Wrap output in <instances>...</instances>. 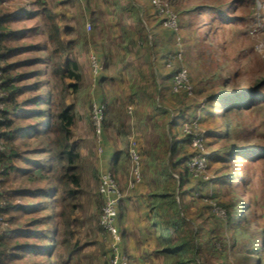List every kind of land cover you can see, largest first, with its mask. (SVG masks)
<instances>
[{
	"label": "trees",
	"instance_id": "trees-1",
	"mask_svg": "<svg viewBox=\"0 0 264 264\" xmlns=\"http://www.w3.org/2000/svg\"><path fill=\"white\" fill-rule=\"evenodd\" d=\"M16 1L19 0H0V72L5 79L4 88L10 93L7 98L9 107L7 111L3 112L6 119L0 123L2 135L6 143L5 149L0 151V162L8 170L0 183V198L6 199V205L1 212L7 217V222H11L14 218L8 217V214L13 212V209L20 210L21 214L29 211L31 216L24 214V222L22 221V225L15 228L22 239L15 247L8 248L4 245L7 240V232H10L11 229H8V227L3 228L6 220L0 225V264H53V251L57 245L63 247V252L59 255L60 262L58 261V263L73 264L71 256L76 250L78 242L73 243L72 238L75 235L76 228L82 223V219H79L76 215V210L86 207V200L90 196L89 191L93 190L92 185L94 184L92 180L94 179V183L96 184L100 168L98 164H89L88 156L82 152L80 145L73 142V126L76 120L74 105L68 104L66 96H62L59 99L55 98V91L51 85L53 79L58 78L60 80H72L66 81V90L76 92L81 87V83L86 75L82 65L73 57V49L75 44L77 48L78 42H86L84 45L88 44V37L83 32L85 23L82 20L77 27L67 25L65 31H62L58 22L68 18L67 15L61 16L58 12L36 10L28 1L18 9L13 10L9 6V2L13 3ZM40 1L37 0L36 2ZM150 1L148 0L154 8L155 14H159L154 3ZM225 1L228 0H223V4H226ZM120 2H115V17H120L119 11H129L130 7L128 6L133 4L130 11V19L136 22H143L142 13L143 10L147 9L145 3L144 5L137 4L133 3V0ZM228 6L230 7L229 3L220 9L222 15L226 14ZM20 15H24L23 19L26 18L25 15L28 17H42L41 24L44 27L40 24L29 26L27 22L20 20L22 18V16L19 17ZM88 21L91 22V27H93L92 34L97 36L99 34L100 23L95 15L94 17L89 16ZM158 25L157 28L160 27L167 31H172V35L175 32L172 29L166 28L163 22H158ZM124 27H127L126 24H124ZM63 32L73 35V37L65 40L62 36ZM232 32L237 33L236 30H232ZM154 43L160 45L161 41L159 43L154 40ZM131 44L134 47L133 39H131ZM124 46L127 48L124 51L125 54L131 51L130 45ZM101 47L104 50L99 49L98 51L95 48L100 62L99 73L104 71L106 64H110L104 60L105 58L102 59L107 53V49L104 45ZM31 52H34L33 56L19 58L21 55H30ZM136 54H140L138 50H136ZM64 55L65 59L61 61L55 60V58L62 59ZM147 60L149 63L150 59ZM182 66L183 63L181 65V61H179L178 69L173 70L171 74L166 73L161 75L162 79L169 77V80H167L171 89L173 77ZM51 67L52 70L50 69ZM134 69L135 66L129 63L127 72L133 84L131 99L141 105V102H144L149 97L150 108L146 109L147 111L141 116H153L156 126L155 132H158L160 135L156 148L146 154V160H148L149 154L152 156L147 163L148 168L145 169L146 171H144L143 149L140 145L141 143L139 144L138 148L143 161L142 179L134 187V189L137 188L146 179L149 182L148 173L154 175L156 185L150 191L148 202L145 206L146 210L150 213L149 228L151 232L149 246L152 255L161 258V264H204L202 254L205 248L209 249L206 245H209L211 241L204 240L203 238V223L199 224L194 217H190L187 214L185 209V198L189 189H191L189 185L192 181L200 184L198 187L204 186L207 182L203 175L196 176L190 170L188 164L183 165L185 159L181 155L185 152L184 146L191 143L192 135H185L183 128H179L177 133L175 130L173 131L176 119L173 123L169 124V132L166 129V122L165 125H157L160 118L165 113L168 115L170 111L166 106L158 105L156 96H149L145 86H135L136 74ZM49 75L52 79L48 77ZM100 77V95H97V98L99 103L106 105L102 133L104 168L111 169L119 183L121 180L118 174L120 172L124 173V183L126 184L129 170V165L127 164L129 156L126 147L128 140L126 141L125 139V142H121L119 141V136L122 135L126 138L127 133L123 128L117 129L116 125L112 122V118L108 119L110 105L107 103L106 89L103 87L105 76L102 75ZM213 79H215V76ZM215 84L217 87L220 86L219 90L213 88ZM39 89H42V91L36 93ZM200 92L207 94L208 102H218L220 107L229 106L225 111L228 115L225 123L227 124L226 132L229 131L227 135L229 142V138L232 135V122L238 116V113L243 112L245 108L252 107L255 103L264 101V77L259 78L252 85L232 90L229 89L228 85L221 78L219 79V83L215 80L211 87L203 85ZM177 94L183 95L182 97H188V101H191L194 97L188 95L186 91H180ZM202 106H200V103H197L195 107L194 105H188V107H193L191 114H188L185 107H182L176 114L177 118H182V123L188 121V118L189 121H192L203 107L209 106V103ZM15 118H19L21 121L15 122ZM108 126L117 129V134L113 133V137H116L113 141L118 145L116 149H114L113 143L110 142L106 135ZM26 135H30L31 139L26 138L22 143L17 142ZM249 135L250 133L245 135L237 133V137H240V139L234 143H228L221 150L227 152L229 167L232 165L230 159L234 150H237L239 156H246L249 162L255 160L254 157L260 158L264 156V146L248 147L247 143L251 140V135ZM171 138L172 141L170 140ZM165 144H169L167 151L170 154L169 158L161 160L158 157V154L161 152L157 151V148ZM164 151L165 154L166 148ZM254 152L258 153L254 154ZM21 158L32 164H22ZM217 160H220V157ZM20 171L24 173L23 176L29 184L26 187H13V181ZM174 173L176 174L174 175ZM217 176L216 174L213 177L212 182L219 180V184H222L224 180L232 179L234 173L232 170L229 173L224 172V180L222 176L221 179ZM214 178L217 179L214 180ZM172 179L174 183H170ZM178 183L180 186V200L177 199L175 194V188ZM120 184L122 186V183ZM124 187L122 186L125 191ZM14 192L19 193L17 198H13ZM125 192V197L121 199L118 205L116 221L119 231L123 236V248L129 255L132 264H135L132 256L126 249L127 233L125 227L121 225V222L124 220V201H132L131 199L133 198V194L128 195L129 193ZM96 195L94 196L96 200L94 202L97 206V212L90 222L92 220L95 221L97 215L99 221L91 225L90 229L92 233L87 234L84 241L85 243L95 244L96 248L101 252L99 258L103 264H108L107 257L110 254V249L108 241L104 237V229L100 224L103 201ZM250 206L248 204L247 208H245L243 218L236 219L238 230L244 234L248 233L246 225L253 220V212ZM235 217L234 214H231L229 217L230 222H233ZM238 230L236 231L238 232ZM236 231L231 235L218 237V239L225 241L224 248L234 251L233 246L235 245L236 250L240 252L244 243H242L243 238L241 239L242 241L237 238ZM258 238L255 237L250 240L246 248L247 256H250V260H254V257L257 258L255 262H251L250 264H264V257L258 255L260 249ZM81 240L83 241V239ZM50 247L51 250L48 251L47 249ZM263 247L264 245H262ZM35 257H39L40 259L37 260ZM13 259H20V261L14 262ZM92 260L93 258L90 260L91 264H93Z\"/></svg>",
	"mask_w": 264,
	"mask_h": 264
},
{
	"label": "rangeland",
	"instance_id": "rangeland-1",
	"mask_svg": "<svg viewBox=\"0 0 264 264\" xmlns=\"http://www.w3.org/2000/svg\"><path fill=\"white\" fill-rule=\"evenodd\" d=\"M116 1L124 0H66L60 9V15L67 14L68 17L64 21L61 19L62 22L71 23L73 27H77L83 20L85 23L83 32L88 37V44L84 45L86 42H78L77 48L75 44L73 49V57L82 65L86 75L79 90L76 92L66 90L65 83L72 81L71 79L54 78L51 85L55 91V98L66 96L68 104L74 105L76 120L73 126V142L80 145L82 152L88 156L89 164L100 165L101 156L93 125L92 110L94 102H99L97 98V95H100L99 77L103 75L105 76L103 87L106 89L107 103L110 105L108 119L112 118L117 129L123 128L126 131V138L120 135L119 141L125 142V139L127 141L131 137L139 140L144 155V171H146L147 163L152 158L149 154L148 160H146V154L156 148L160 135L155 132L154 117L141 116L150 108L149 97L141 102V105L131 99L133 84L127 71L129 63L134 65L135 86H145L148 95L156 96L157 104L166 106L170 111L168 115L165 113L160 118L157 125H165L166 122V129L169 132V124L176 119L173 129L176 133L179 128H183L186 135V128L191 126L186 124L194 123L204 134L201 150L191 139V143L184 146L185 152L181 155L185 159L183 165L189 163L191 168L196 166L197 174L202 173L207 181L201 187H198L200 184H197L196 181H192L193 184L189 185L191 189L185 198L187 214L194 217L199 224L203 223V238L211 241L209 245H206L209 249L205 248L202 254L204 264H250L255 262L257 258L254 257V260H250L246 248L250 240L259 237L258 255L264 257V247L262 248L264 245V156L254 157L255 160L249 162L246 156H239L237 150H234L230 159L232 165L229 167L227 152L221 150L228 143H234L240 139L237 137V133L241 135L250 133L251 140L247 143L248 147L264 146V101L255 103L252 107L245 108L243 112L238 113L232 122V135L228 142L229 131L226 132L227 124L225 123L228 115L225 111L229 106L220 107L218 102H208L207 94L200 92V89L203 85L211 87L215 80L219 83L221 78L232 90L252 85L259 78L264 77V0L225 1L226 4H230L225 15L220 12V9L226 6L223 4V0H160L177 16V28L173 30L175 31L173 35L170 30L167 31L163 28H160L161 31L156 30L159 26L158 22L164 24V16L156 15L148 0H133V3L142 5L145 3V7H147L142 13L144 18L142 23L130 19L133 4L128 6L130 7L129 11H119L120 17H115ZM94 15L100 23L97 36L92 34L93 27L87 25L88 23L91 25L88 17H94ZM22 19L20 18V20ZM124 24L127 27H124ZM232 30H236L237 33ZM62 36L65 40L73 37L65 32L62 33ZM131 39H133L134 47L131 44ZM154 40L159 43L161 41V44L156 45ZM100 45H104L107 49V53L102 59L105 58L104 60L110 64H106L102 73L94 74L92 56L97 57L95 48L98 51L99 49L104 50ZM124 45L131 47V51L127 54L124 52L127 49ZM79 49L81 50L79 51ZM136 50L140 54H136ZM33 55L34 52H31L30 55H21L19 58ZM63 59H65V55L62 59L55 58L57 61ZM147 59H150L149 63ZM179 61L188 69V79L193 88L192 93H188V95L194 96L191 101H188V97L177 94L179 92H173L168 83L169 77H167L168 80L161 78V75L171 74L173 70L178 69ZM50 69L52 70V67ZM214 76L215 79L212 80ZM48 77L52 79L50 75ZM0 78H4L1 72ZM213 88L219 90L220 86L217 87L215 84ZM41 91L42 89H39L36 93ZM197 103H200V106L209 103V106H202L203 109L197 113L194 120L189 121L188 118V121L182 123V118H177L176 115L180 108L185 107L186 112L191 114L193 107H188V105L195 107ZM16 121L21 120L15 118ZM108 127L106 135L113 141L114 138L116 139L113 137V133L117 134V129ZM26 138L31 139V136H23L17 142L22 143ZM170 140L172 141V138ZM171 141L170 143H172ZM113 145L114 149L118 147L116 143ZM126 147L128 149V145ZM165 148L166 153L164 154ZM168 149L169 144L157 148V151L161 152L158 154L159 159L169 158ZM257 153L254 152V154ZM219 157L220 160H217ZM21 160L22 164H32L23 158ZM127 164L130 166L129 158H127ZM231 170L234 173L233 178L225 181L224 172L229 173ZM216 174L219 179L221 176L223 177L222 184H219V180L212 182ZM148 179L152 181L154 175L148 173ZM216 179L214 178V180ZM96 181L99 183V178ZM170 183H174V180L172 179ZM25 184L27 181L20 174L13 181V187ZM179 193L178 183L175 188L178 200H180ZM13 198H17V196L13 195ZM248 204L251 205L253 220L248 225L243 222L248 231L244 234L238 230L236 219L244 217L243 214ZM24 214L31 216L29 211H25ZM24 214H21L18 209H13V212L8 214V217H14L11 222H7V217L4 215L6 221L3 228L11 229L7 233V240L4 243L6 247H15L22 241L14 227L18 228L22 225V221L25 220ZM231 214L236 216L233 222L229 220ZM235 231L238 239L243 238L244 245L240 252L236 250L235 245L233 246L234 251L224 248L225 241L218 239L223 235H231ZM47 250H51V247ZM62 252L63 247L57 245L53 251V264H59V255ZM95 252L100 256L101 252L96 247ZM99 256L94 255V264L102 263ZM35 258L40 259L39 257ZM78 258H75L74 261ZM13 261L19 262L20 259H13Z\"/></svg>",
	"mask_w": 264,
	"mask_h": 264
},
{
	"label": "built area",
	"instance_id": "built-area-1",
	"mask_svg": "<svg viewBox=\"0 0 264 264\" xmlns=\"http://www.w3.org/2000/svg\"><path fill=\"white\" fill-rule=\"evenodd\" d=\"M154 5L156 6L158 13L163 15L164 26L168 29L175 30L177 28V16L176 14L169 9L165 3L160 0H152ZM90 27V23L87 24ZM92 66L94 74L99 73L100 71V62L98 57L95 55L92 56ZM5 79L0 78V123L5 121V116L3 114L4 111H7L9 107V103L7 98L9 97V93L7 89L4 88ZM173 92L177 93L180 91H186L187 93H192V85H190L188 79V69L186 66H182L178 70V72L173 77ZM104 110L105 105L99 102H94L93 105V125L95 128V133L98 141V150L102 159V155L104 152V147L102 144V133H103V121H104ZM131 112V109H130ZM186 128L185 133L192 135V140L194 144L201 150L202 139L204 138V134L202 130H199L198 127L192 124ZM186 126V127H187ZM139 143L138 140L134 137L128 139V156L130 160V166L128 170L127 176V190H130L136 186L138 182L142 179V155L138 148ZM6 147L5 139L2 135V129L0 128V151H3ZM189 164V163H188ZM189 168L194 172L196 176L203 175L202 173L197 174L196 166L194 168ZM7 169H5L0 162V183L2 182L3 175L7 173ZM196 172V173H195ZM204 176V175H203ZM1 191V190H0ZM98 194L103 201V205L101 208L100 214V224L104 229V237L108 241V247L110 249V254L107 257L108 264H132L129 255L123 248V236L119 231L117 225V216H118V205L126 195V192L123 190L121 184L118 182L113 172L109 168L102 167L99 173V183H98ZM6 205V199L0 198V225L4 223L5 216L2 214L1 210Z\"/></svg>",
	"mask_w": 264,
	"mask_h": 264
},
{
	"label": "crops",
	"instance_id": "crops-1",
	"mask_svg": "<svg viewBox=\"0 0 264 264\" xmlns=\"http://www.w3.org/2000/svg\"><path fill=\"white\" fill-rule=\"evenodd\" d=\"M27 1L32 4L34 9L36 10H43L46 12L50 11L53 13L58 12L60 14V9L62 8V4L66 2V0H41L40 2H36L37 0H25V1H16V2H9V6L15 10L21 7L23 4H26ZM147 1V0H146ZM7 5V4H6ZM65 14V13H64ZM67 15V14H65ZM27 18L28 16L25 15ZM22 18H24V15H22ZM22 19L24 22H27L29 26L34 24H41L42 23V17L35 16V17H28L27 19ZM14 22V21H13ZM61 30L65 31L67 25L73 26L71 23L67 24L65 22H58ZM39 25V26H40ZM44 27V25H43ZM40 27V28H43ZM156 30L161 31L160 27ZM123 64V62H122ZM110 140V139H109ZM111 143H115L112 140H110ZM106 151V150H105ZM106 154V153H105ZM101 159V158H100ZM31 163V162H30ZM104 167V159L102 155V159L100 161L99 168L101 169ZM31 170V169H30ZM23 176L24 173H21V171L17 174ZM29 175V174H27ZM120 177V180L122 183V186L126 189L128 195L133 194L132 201L125 200L123 204V211H124V220L121 222V225H123L126 229L127 237H126V249L132 256L135 264H154V263H160L161 264V258H157L152 255L151 248L149 246L150 241V232L151 229L149 228V217L150 213L148 210H146L145 206L148 202V195L150 191L155 187L156 181L153 179L152 181L146 179L144 180L140 185L137 186V188H132L130 190H127V183L125 184L124 179V173L120 172L118 174ZM153 182V183H152ZM92 191H89V198L86 200V207L79 208L76 210V215L80 219H82V223L76 228V232L74 237L72 238V242H78V246L76 250L72 253L71 262L73 261V264H91L90 260L93 258L92 262L94 264V255L99 256L97 252L94 253L96 245L91 243H85L84 238L87 234L92 233L90 227L92 224L97 223L98 215L96 216L95 221L92 220L90 222L91 218L94 216V214L97 212V206L94 202V196L98 193V187L97 184L94 183V179L92 180ZM25 184L24 186L18 185V187H26L28 186ZM124 184V185H123ZM14 196H19L18 192L13 193ZM99 195V194H98ZM127 195V196H128ZM22 201V200H21ZM75 215V214H74ZM16 228V227H14ZM8 233V232H7ZM83 239V241L81 240ZM89 256V257H88ZM79 257L76 261L75 258ZM101 260V259H100ZM102 262V260H101ZM103 264V262L101 263Z\"/></svg>",
	"mask_w": 264,
	"mask_h": 264
}]
</instances>
